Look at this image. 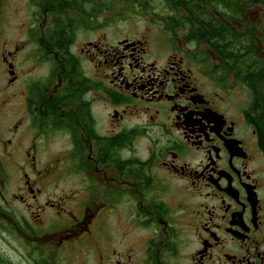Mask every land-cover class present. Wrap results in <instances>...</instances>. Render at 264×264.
<instances>
[{"label":"flooded vegetation","instance_id":"af4514ba","mask_svg":"<svg viewBox=\"0 0 264 264\" xmlns=\"http://www.w3.org/2000/svg\"><path fill=\"white\" fill-rule=\"evenodd\" d=\"M14 1L0 0L6 264L20 247L31 264H264V0H181L189 28L170 27L175 8L153 12L155 35L111 36L101 0ZM22 9L26 38L9 42ZM56 133L59 165L40 162ZM52 176L81 197L45 195Z\"/></svg>","mask_w":264,"mask_h":264},{"label":"rangeland","instance_id":"374dc122","mask_svg":"<svg viewBox=\"0 0 264 264\" xmlns=\"http://www.w3.org/2000/svg\"><path fill=\"white\" fill-rule=\"evenodd\" d=\"M16 3V5H15ZM15 7L18 8L21 3L18 2V0H15L14 3H12L10 6L11 7ZM164 7L162 8H158L157 5L153 4V5H149L148 7L144 8L142 7L139 3H135L132 7V9H128V7H126L125 5L122 7V5L118 4L116 9H110L111 8V4L106 5L109 9H103V17L104 19L101 20V22H114V26H111L109 28H106V32L109 33V35L111 36V34H113V31H118V27L123 28L127 31L133 32L136 29H145L148 30L149 32L153 33L154 35L159 33L162 24H164L165 19L162 20H157V22L155 23V19L153 18V12H162L165 15H175L174 13L176 12V9L173 8L172 6L168 9L167 6L168 4H163ZM213 6H218L216 4H213ZM156 8H158L157 10H155ZM130 14V16H123L124 14ZM182 13V11H181ZM17 14V13H16ZM18 16H14L13 19V27L15 28L13 30V32L11 34L8 35V39L9 42H12V40L14 39H25L26 36L22 35L21 32L19 31V23L25 18L26 13L24 12V10L22 9V11L20 13H18ZM184 17H186L183 14ZM123 17H126V19H124ZM108 18V19H106ZM117 27V28H116ZM180 38V37H179ZM183 46V44H181ZM9 49V48H8ZM199 49H197L196 51H198ZM205 53V52H203ZM204 55V54H202ZM201 55V56H202ZM15 87V85H11L9 91H12ZM65 143L64 140L62 139V137L59 134H54L52 135V137L47 141V143L45 144V146H43V151H42V158L39 160L40 162H44L46 160H50V157H53L52 160L55 159V163L60 162V158L56 159L58 157H62V153L64 151V147H65ZM59 165V163H58ZM13 172V171H12ZM57 173V172H56ZM12 176L14 178H12L11 182H16L18 183L19 180H17V178L20 176L19 174H15L14 172L12 173ZM7 191L10 193V191L12 189H14V185H10L9 187H6ZM72 188V189H71ZM77 188H78V181H68L64 178H62L61 176H52L48 178V181L46 183V189H45V195H49V197H52L56 200H59L60 197H63L65 195V193L68 192H74L75 196L74 198H80L81 196L77 195ZM71 189V190H70ZM78 199L74 202H77ZM82 199V198H81ZM80 201H78L77 203H79ZM76 203V204H77ZM25 207V206H24ZM26 208V207H25ZM72 208L75 211H78V207L77 206H73ZM21 209V206H20ZM32 212V211H31ZM19 213H22L21 215H23L22 217H27L28 212L20 210ZM32 214V213H31ZM33 215V214H32ZM46 217L48 220H57L55 219V216L53 213L51 212H47L45 213ZM60 219H64V221L66 220L65 215L61 216ZM47 222V220L44 221L43 225H45ZM133 233V232H132ZM135 235V234H134ZM21 245H24V242H20ZM4 247H6L5 245H3ZM23 247H20V257L17 258V251L16 249L11 251V255H12V260L15 261L16 264H31V262L26 261V262H22L21 257L22 256H27V252H23ZM2 250V248H1ZM38 259H37V263L40 264H45L42 262L41 260V255L38 254ZM0 264H6V259H3L2 256H0ZM11 260V261H12ZM26 260V258H25ZM45 261V260H44ZM36 263V264H37Z\"/></svg>","mask_w":264,"mask_h":264},{"label":"trees","instance_id":"16d2710c","mask_svg":"<svg viewBox=\"0 0 264 264\" xmlns=\"http://www.w3.org/2000/svg\"><path fill=\"white\" fill-rule=\"evenodd\" d=\"M179 1V3H174L172 6L174 7V8H179V7H181L182 8V10L186 13V12H189L190 14H191V16L193 17L194 16V14H195V12H193V9L192 8H190V5H189V3H185V2H182L181 0H178ZM115 4V3H114ZM120 4V3H119ZM120 5H122V7L125 5L126 7H128V8H131V7H133V5H130V4H124V3H121ZM112 6L114 7V8H111V9H116V7H117V5L115 4V6L112 4ZM142 6V5H141ZM103 9H109L105 4H103V2H101V10H103ZM180 12V14L179 15H177L176 17L178 18V19H175L174 17H169V18H171V19H169L170 21H171V23H172V25L170 26V27H173V28H183V23L185 22V24H186V26L189 28L190 27V24H187L186 22L188 21V16H187V14H186V17H184L183 16V14L181 13V10H179V9H177V14ZM197 16H199V14H196ZM186 18V19H185ZM184 21V22H183ZM209 32H211V34L209 33ZM219 35H222V32L220 31V30H218V29H215L214 27H212V28H210L207 32H206V36H209V39H212V38H214V37H216L215 39H219V40H217L216 41V43H218V44H220L221 43V39L219 38L220 36ZM222 52H224V51H222ZM221 51L219 52L218 51V53L219 54H222L223 55V53H222ZM227 54L228 53H230V55L231 56H233L234 54H237L238 53V51H235V50H231V51H228V52H226ZM43 263H46V262H44V261H42ZM40 264V263H39Z\"/></svg>","mask_w":264,"mask_h":264}]
</instances>
